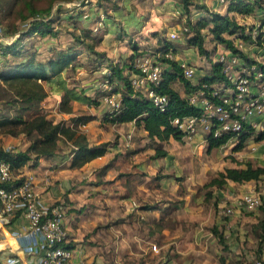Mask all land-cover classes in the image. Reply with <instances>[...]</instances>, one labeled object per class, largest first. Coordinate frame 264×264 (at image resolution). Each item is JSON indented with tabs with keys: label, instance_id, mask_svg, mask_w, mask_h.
Instances as JSON below:
<instances>
[{
	"label": "crops",
	"instance_id": "1",
	"mask_svg": "<svg viewBox=\"0 0 264 264\" xmlns=\"http://www.w3.org/2000/svg\"><path fill=\"white\" fill-rule=\"evenodd\" d=\"M122 1L121 4H117L121 6L119 13L112 9L110 18H105L102 7L94 6L89 8L94 10V13L80 19L82 27H92L99 38V43L96 45V49L102 52L99 59L95 60L94 55L91 57L92 52H87V56H84L86 64H92L95 67L98 65L95 72L103 69L101 72L105 73L111 64H117L122 68V74L126 75L132 61L131 56L157 52L160 54L158 60L171 74H174L179 61L184 60L194 65L196 72L190 79L191 84L202 82V78L211 75L215 52L210 58L206 57L199 53L196 45L188 41V45L195 47L193 51L196 55H192L193 58L180 56L174 42L168 40V33L175 31V27L179 26L181 20L185 18L195 24L203 17L209 18L212 11L227 12L230 0L224 4L219 0H191L188 13H185L181 0H151L153 4H150L146 11L139 8L138 0ZM146 1L148 0H142V2ZM135 5L137 8L134 7ZM261 7H264V0L250 15L234 11L229 13L232 12L236 19L247 18L245 25L250 26L255 20L264 21V12L261 13L259 10ZM179 10L181 14L177 18ZM90 22L93 26L89 25ZM209 26L210 24L204 29L209 30ZM100 27H104L101 34L97 33ZM177 33L179 36L182 31ZM187 34L189 37L194 32ZM6 39L10 41L9 38ZM168 43L171 46L164 47ZM50 49L48 54L52 52ZM169 50L174 56L170 60L164 55ZM91 60L92 62H88ZM81 67L76 71L68 70L63 75L70 87H74L78 93L86 96L87 100L91 99L92 103L86 100H73L72 110L65 112L59 109L60 96L51 93L43 102L45 113L53 121H59L53 119L52 116L56 115L71 126H78L77 122L72 121L76 116H92L84 126H78V128L85 134L89 146L108 142L106 152L80 166H72L71 160L74 153L71 151V146L66 144V147L61 145L52 155L40 156L36 164L29 161L15 170L19 175L27 173L35 175L34 189L44 203L65 201L66 212L63 222L68 236L67 245L73 250V262L75 264H135L137 259L145 257H141L143 253H139L138 245L150 242L152 237L160 232L162 236L160 245L165 250L163 264H242L241 259L249 257L248 247L234 248L228 239L225 243L230 245L221 244L210 229L202 227L201 222H195L200 218L199 208L205 199V196L201 199L197 188L184 189L178 186L179 182H176L175 186L171 185L163 189L162 200L156 204L155 202L160 200L155 198L154 190L143 183L150 177H156L159 180L167 178L165 175L164 177L154 175L155 167L161 165L159 158L172 157L173 152L169 145L178 140L171 138L169 141L160 142V147L166 150L167 154L159 156L156 160L153 158L145 160L142 155L144 151L141 148L144 147L143 150H145L147 143L154 140L147 135L143 126L135 121L118 123L107 120L105 116L110 110L104 108L101 96L97 99L98 102L94 98L98 96V93L93 81L86 84H76L74 81V75L79 74ZM115 82L122 87V80L116 79ZM180 84L183 86L181 87ZM83 85L95 88L92 92H88L87 89L82 88ZM171 85L182 95L186 94L184 80L178 75L172 79ZM0 93H5L9 99L13 97V93L5 89L1 81ZM92 93L96 95L93 96ZM4 114H6L5 110L0 112V116ZM128 132L132 133V143L125 147L122 142ZM195 142L202 144L201 132L193 136V147L197 146ZM256 143V149L252 150L247 157L255 165L264 166V139ZM2 147L11 148L10 146ZM218 148H213L211 151ZM12 149L19 150L14 147ZM152 152H155V149ZM232 155L243 160L235 153ZM229 166H236V164L233 161ZM174 182L172 181V184ZM254 183L255 181L238 183L228 180L226 185L238 187V190L228 189L226 192L229 201L241 191L250 189ZM215 191L218 195L217 192L220 190ZM259 211L260 216L254 217L248 215L247 211L235 209L230 216L222 219L218 216L214 223L219 228L224 226L225 239L231 236L236 242L238 239L240 242L247 239L246 245L252 244V236H255V240L258 239L259 229L256 224L263 217V211L261 209ZM184 221H187L190 227L187 231L183 229ZM26 223L20 209L7 224L0 220V264H38L43 253L40 247L41 236L29 232ZM210 236H213L212 245L206 241V237L210 238ZM188 240L199 245L194 252L197 258L191 262L190 259H186L185 246H183Z\"/></svg>",
	"mask_w": 264,
	"mask_h": 264
},
{
	"label": "trees",
	"instance_id": "2",
	"mask_svg": "<svg viewBox=\"0 0 264 264\" xmlns=\"http://www.w3.org/2000/svg\"><path fill=\"white\" fill-rule=\"evenodd\" d=\"M36 0H0V24L2 27V36L0 40V81L4 87L13 93V98L6 101V114L0 116V133L11 136L24 135L28 140V145L23 150L15 151L12 148H3L0 146V159L7 161L15 171L24 166L29 161L36 164L40 156H49L59 150V142L63 141L71 146L74 157L71 160L72 166H80L85 162L103 155L108 146V142H102L96 146H89L85 134L78 126H71L65 120L53 121L48 118L41 104L45 98L55 93L60 96L59 109L65 112L72 110L71 102L73 100H86L92 103L91 99L78 93L74 87H70L63 73L68 70L76 71L83 64L75 61L76 57H84L87 52L93 53V58L99 59L102 52L96 49L99 43L97 34L92 27H82L80 22L81 11H77L73 21V30L70 31L74 44L52 50L50 54H43L34 44L26 45L25 38L33 35L45 36L55 33L52 30V4L60 0H50L51 3L39 8L35 5ZM64 2L78 0H61ZM103 6L105 18L112 17L105 8V2L111 0H98ZM262 0H230L227 12H210V17H203L195 24L187 19L185 24L189 26L193 35L188 37L190 44L196 45L200 54L211 57L216 51L218 44H224L236 51L231 36L236 32L245 29L236 22L229 12L234 11L245 15L253 13L256 6H259ZM185 13L190 10L191 0H181ZM72 3V7L76 8ZM108 5V4H107ZM3 8V10H2ZM60 3L56 10L60 11ZM121 6H113V10L119 13ZM77 19V20H76ZM25 21L27 25L18 26V21ZM209 32L214 41L212 48L204 46L203 29L209 25ZM77 30L78 32H75ZM17 34L15 38L13 36ZM228 35V36H226ZM6 38L10 39L8 42ZM171 43V42H170ZM171 46V45H170ZM169 43L164 47L169 48ZM216 46V47H215ZM51 50V49H50ZM165 55V53H164ZM89 58H91L89 56ZM88 58V59H89ZM134 57L131 56V60ZM168 59V58H166ZM170 60V59H169ZM173 62V61H172ZM84 63V62H83ZM131 62L130 66L131 67ZM108 76L110 83H115V91L120 93L121 107L119 111L109 112L106 117L111 122L135 121L141 124L146 130L147 135L157 144L162 141H169L171 138L183 140V132L173 124L175 117H183L189 114H198L200 109L189 103L187 93L202 82H215L222 75L217 63H214L210 76L202 78V82L191 84L190 80L185 78L180 67L174 69V74L165 70L160 83L155 86L159 92L166 93L170 100L166 111L162 112L155 107L152 101L140 91L134 90L131 86L129 77L122 74V68L117 64H111ZM177 75L184 80L186 94L182 95L171 85L173 78ZM122 80V87L115 82ZM95 104V103H94ZM92 116H76L73 122L86 123ZM230 135L222 134L213 136L212 133L206 134V152L211 149L225 145ZM246 135H241L232 147V153L240 151L244 146ZM264 139V132L255 137L256 141ZM153 158L165 156L167 151L160 146L155 147ZM232 161L236 166H226L218 170L208 178L203 186L207 188L205 199L212 197L215 190H221L225 187L228 180L238 183L249 181H260L264 176V166L255 165L250 160H239L231 154ZM161 177V176H158ZM164 177V176H163ZM218 200L214 199V206H217ZM263 211V217L258 221L256 227L259 229L257 237L259 249L264 245V201L258 207ZM213 231L218 236V242L225 244L224 236L215 227ZM258 249V250H259Z\"/></svg>",
	"mask_w": 264,
	"mask_h": 264
},
{
	"label": "built area",
	"instance_id": "3",
	"mask_svg": "<svg viewBox=\"0 0 264 264\" xmlns=\"http://www.w3.org/2000/svg\"><path fill=\"white\" fill-rule=\"evenodd\" d=\"M91 0H78L73 4L79 7L87 5ZM224 4L227 0H219ZM83 17H89L84 12ZM245 29L236 32L231 39L236 51L219 44L214 53V63L220 68L222 77L215 82H202L200 86L187 93L190 104L198 106V114L175 117V124L182 132L183 139H192L202 132L203 142L206 134L213 136L230 135L227 144H235L241 135H246L244 145L256 149L255 137L264 132V21L255 20L245 25ZM27 25L24 24V28ZM182 33H190L188 25L181 27ZM170 40L178 38L176 31L168 33ZM2 27L0 24V40ZM223 47V48H221ZM160 54L152 52L137 55L131 61L126 75L134 90L147 96L160 111L167 110L169 96L155 89L163 76L165 68L158 59ZM165 57L173 59L172 51H166ZM178 66L183 76L192 79L196 67L187 61H179ZM107 75L110 70L106 71ZM108 83V85L106 84ZM108 93L104 99L110 106V112L119 111L121 98L108 76L105 79ZM86 124V123H85ZM79 123L78 126H84ZM125 147L132 143V133L128 132L123 140ZM35 175L27 173L19 175L10 164L0 159V220L7 224L20 209L26 219L29 232L41 236L40 247L43 250L38 264H75L72 260L73 250L67 245L68 236L64 226L66 203L59 200L52 204L44 203L35 189ZM264 201V176L245 191L235 195L230 201L228 194L217 203V213L220 217L230 216L235 209L251 212ZM153 250H158L152 244ZM14 260V259H13ZM12 260V261H13ZM255 264H263L257 259Z\"/></svg>",
	"mask_w": 264,
	"mask_h": 264
},
{
	"label": "rangeland",
	"instance_id": "4",
	"mask_svg": "<svg viewBox=\"0 0 264 264\" xmlns=\"http://www.w3.org/2000/svg\"><path fill=\"white\" fill-rule=\"evenodd\" d=\"M75 2V1H74ZM123 1L122 0H115V1H109L108 3L105 2V8L107 10L108 13L111 14V12L113 11V6H115L116 4H121ZM51 3L50 0H36L35 1V5L37 7H41L44 8L46 6H48ZM60 3V11L56 10L57 4ZM72 3L73 1H69V2H64L61 1L60 2H55L52 4V16H53V21H52V30L55 32L54 34H48L45 36H41L39 35H33L30 36L29 38H25L24 42L26 45H30V44H34L35 46H37V48L43 52V54H48L49 53V49L51 48V51L56 50L57 48H62L65 47L67 45L70 44H74V40H72V37L70 35V31L73 30V21L75 19V16L77 15V11H81V15H80V19L83 18V13L86 12L89 14L94 13V10H91L89 8H92L94 6H98L99 8L102 7V11L103 10V6L101 4H99L98 0H91L89 4L87 5H83L79 6V7H72ZM108 4V5H107ZM139 8L141 10L146 11L147 7L151 3V0H148L146 2H142V0H138L137 2ZM91 5V7H89ZM134 7L137 8V6L135 5ZM3 10V8H2ZM260 12L263 13L264 12V7H261ZM181 14L180 10L177 11V18H179V15ZM232 17L234 16V14L231 12L229 13ZM176 18V16H175ZM188 18V17H187ZM236 22L238 24H240L241 26L245 25L247 18H235ZM77 20V19H76ZM25 21H18V26H24ZM174 21V19H173ZM184 21H186V18L179 23V26L175 27V31L180 32L181 31V27L184 25ZM183 22V23H182ZM77 24L81 26V21L78 22ZM90 26H93L92 22H90L89 24ZM104 25V23H103ZM105 27V26H104ZM104 27H100L97 30V33L101 34V30ZM75 32H78L77 30H75ZM16 35V34H15ZM13 36V38H15L16 36ZM181 35V36H180ZM202 35L204 38V46L207 48H212V46L214 45V41L211 38L210 32L208 29H203L202 31ZM180 37L174 39L172 42H174L176 49H177V53L180 56H189L191 58L192 55H196V53L193 51L194 50V46L192 47V45H188V34L187 33H180L179 34ZM228 36V35H226ZM231 38V37H229ZM170 40V39H168ZM10 42V41H9ZM105 55V54H104ZM85 56H87L85 54ZM93 56V54L91 53V57ZM75 61L77 62H82V69L80 70L79 74H75L74 75V81L76 82V84H86L89 82L93 81V84H95L97 86V91L96 93H98V96H95V93H92L93 96H95L94 98L96 99V101L98 102V98H100L99 96H101V99L104 103V108L110 110V106L109 104H107V102L105 101L104 97L105 95L108 93L107 88L105 87V79H106V75L107 73H102L101 71L103 69L98 70L97 72H95V68L98 67V65L95 67L92 64H86V59L85 57L83 58L82 56H77ZM94 61V60H93ZM84 62V63H83ZM88 62H92L88 61ZM84 66V67H83ZM107 71V70H106ZM71 74V73H70ZM81 76L80 78L77 76ZM73 81V82H74ZM74 82V83H75ZM92 84V85H93ZM108 85V83H106ZM113 86V88H115V83L111 84ZM4 86V85H3ZM82 86V85H81ZM180 86L182 87L183 85L180 84ZM83 89H87L88 92H92V90L95 88L93 86L90 87H85V85H83L82 87ZM6 89V88H5ZM115 90V89H114ZM101 94V95H100ZM5 98V99H3ZM13 98V97H12ZM46 99V98H45ZM94 99V100H95ZM7 100H11V98L9 99L5 93H0V112L5 110V105H6V101ZM44 102V101H43ZM43 102L41 104L44 112H46L44 106H43ZM2 104V105H1ZM53 119L56 120H60L59 117L52 116ZM201 134H203L201 132ZM27 142V144H26ZM28 140L25 138L24 135H18V136H11L9 134H1L0 133V146H10L11 148H18L19 150L24 149L27 145H28ZM197 143V142H195ZM65 142L60 141L59 142V146H65L66 147ZM148 146H145V150H143L144 147L141 148L142 151H146V153H142L143 157H145V160L148 158L152 159L154 152H152L154 150L155 147H159L161 146L160 144H156L154 141L147 143ZM150 144V145H149ZM199 145V146H198ZM202 145V146H201ZM234 145V144H233ZM233 145L230 144H226L223 145L222 147L218 148V149H214L211 152L207 153L206 152V143L202 142L201 143H197L196 147H193L192 145V139H188V138H184L181 141H174L169 145V148L171 149V151L173 152L172 157H167V158H159L158 161L159 164H161L160 166L157 165V167H155V173L154 175H160V176H167V178H163L160 179L156 178V177H150L147 178L143 181V183L145 185H148L152 190H154V195L155 198L159 199L160 201L155 202L156 204L160 203L162 200V194H163V189L165 190V187H170L175 186L176 182L178 183V186L184 189L187 188H197L198 191L200 192V197L201 199L205 196V193L207 191V188H205L202 184L203 182L210 178V176H212L214 173H216L218 170L223 169L226 166H229L233 163L232 159H231V154H236V156H238L239 158H242L243 160H249V158L247 157L248 154L252 153V150L250 148V145H244L243 148L240 151L234 152L232 153V147ZM162 148V147H161ZM138 150V149H137ZM157 158H153L154 160H156ZM167 160V161H166ZM154 170V168H153ZM153 175V176H154ZM159 180V181H157ZM172 181H175L174 184H172ZM184 182V183H183ZM230 185V184H229ZM225 185V187L223 189H221L220 191H218V195H216V191L213 192V195L211 198L209 199H204V202L201 204V207L199 208V219L198 221L195 222H201V226L207 229H210L213 233V235H215L216 240L218 239L217 234H215V232L213 231V227H215L219 232H221V234L223 235V229L224 226L216 227L215 225V219L219 218L220 216L217 213V207L214 206L213 202L214 199L218 200V202L220 200H222L224 198V195L226 194V192H228V189H233V190H238V187L236 188L235 185ZM239 186V185H236ZM154 199V201H156V199ZM257 212V213H255ZM248 215H253L254 217H259L260 216V211L259 208L251 211V212H247ZM219 216V217H218ZM225 218V217H220V219ZM254 224V223H253ZM221 225V224H220ZM224 225V224H223ZM189 225L187 223V221H184L183 224V229L184 231H187V229H189ZM160 232H158V234H156L155 236L152 237V240L148 243L144 242L142 244H139L137 249L140 251L139 253L142 254L141 257H144V259L140 258L137 259L135 262V264H163L164 263V249L161 247L160 242H161V234H159ZM228 233V232H227ZM188 234V233H187ZM246 235V234H245ZM213 236L206 237V241L210 243V245H212V241L211 238ZM227 237V236H226ZM185 238V237H184ZM189 237H186L185 239H187ZM225 239V238H224ZM227 239L230 240L231 246L232 247H241L244 246V248H247L249 250V257L246 259H241L242 264H255V261L257 259H261L263 261L264 264V245L262 246L261 249H259L258 244L259 240L256 239L255 240V236H252L253 239V243H248L246 245V241L247 239H244L240 242V240L238 239V241H234L233 238H231V236H228L224 242H227ZM217 242V241H216ZM229 242V241H228ZM220 243V242H219ZM152 244H155L158 250H153L151 248ZM218 244V242H217ZM228 245H230L229 243H225ZM184 250H185V256L186 259H190L191 261H195L196 260V256L194 255V252H196V250L199 248V245H197L195 242L192 243L191 240L185 241L184 243ZM219 246V245H218ZM198 247V248H197ZM222 247V246H220ZM212 248V247H211ZM259 249V250H258ZM145 252V254H144Z\"/></svg>",
	"mask_w": 264,
	"mask_h": 264
}]
</instances>
